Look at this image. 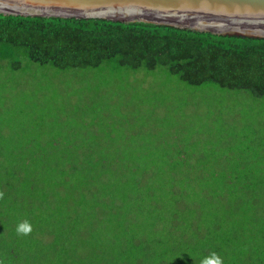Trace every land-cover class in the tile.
Masks as SVG:
<instances>
[{"label":"trees","instance_id":"trees-1","mask_svg":"<svg viewBox=\"0 0 264 264\" xmlns=\"http://www.w3.org/2000/svg\"><path fill=\"white\" fill-rule=\"evenodd\" d=\"M31 63L79 76V100L53 90L48 103H36L51 85L43 76L27 83L22 75L35 70ZM111 71L120 75L107 80L112 92L102 94L105 80L90 87L99 72ZM136 72L264 98V37L0 12V264H202L214 256L222 264H264V127L257 116H241L235 106L222 118L211 111L230 132L238 116L241 128L255 130V145L224 147V155L209 143L212 132L183 134L176 120L164 125L165 114L161 130L148 131L143 117L151 113L132 117L116 84ZM12 80L24 81L30 102L19 96L14 108L4 104ZM100 89L107 100L96 102ZM85 116L93 119L86 129L78 120ZM23 222L28 234L16 231Z\"/></svg>","mask_w":264,"mask_h":264},{"label":"rangeland","instance_id":"rangeland-1","mask_svg":"<svg viewBox=\"0 0 264 264\" xmlns=\"http://www.w3.org/2000/svg\"><path fill=\"white\" fill-rule=\"evenodd\" d=\"M24 62L28 61L25 59ZM31 65H34L35 70L31 73H28L27 75H22V77L26 79L27 83L34 78L43 76L41 83L45 82L51 85L50 90L43 92L41 96L36 98V103H48L51 92L53 90L56 92L59 91V93L63 95V100H79V97L73 94L80 91L85 85L83 83V80L79 81V76L74 77L69 72H60L56 69L50 71V69H47L45 67L39 68L38 64L36 63H31ZM136 73H126L124 75L126 76L124 77V82L121 79V82L116 81V84L120 86L121 98H123L126 103L133 105L130 108L131 114H134L132 115V117L138 116V114L142 115V113H144L145 111H147V113H151V116L143 117L144 119L148 120V123L143 125L144 128L149 127L147 129L148 131H152L154 133L158 132L161 130V126L164 125L175 127L176 122V124H179V128H181L178 129L177 127V129L183 134L188 133V135L190 134L192 136L194 134L196 136L197 132H201L208 136L207 133L212 132L213 135L209 137H212L213 139H203L201 145L204 147V140H208L209 143L216 144L219 149L222 147V153L220 154L224 155V147H228L233 150L245 149L247 147L246 145L255 140L254 135L256 134L254 133L255 130H249V128L243 129L244 127L242 125L245 122V119L239 116L234 119V122L237 126L232 125L234 128H236V133L230 132L228 130L225 123V117H223L222 124L214 123V119L216 118L217 113L211 115V111L213 109L220 110L219 113H221L220 117L222 118L224 111H227L229 107L235 106L240 110L241 116L256 115L258 119L257 122L262 127H264V98L255 97L243 90L237 91L221 88L218 85L212 83H206L200 86L188 85L175 76H173L172 79L166 78L167 74L165 73H154L147 76H144L143 72ZM97 76V79L93 78L89 80L90 84L92 85L90 87L92 88L99 81L105 80L101 82L102 94L112 92V84H114V81L111 83L112 80L110 82H107V80L120 77V75H115L114 71L106 73L105 76H103L102 73L99 72ZM9 81L10 80H7V83ZM3 82H5V79L0 81V87L2 86V84L3 87L4 84H6ZM9 84L10 86L6 92V96L2 98L5 105L8 103L9 107L14 108V103H19L22 99H24L25 102L31 101L30 99L28 100L27 96L25 97L21 93V91H23L24 93L26 92L24 81L21 80L14 82V80H12ZM124 85L127 86V92L123 91ZM12 90L16 91L12 92ZM10 92L12 93L10 94ZM237 95L241 96V98H239V96ZM106 100L107 99L101 95V89L100 93H94V101L102 102ZM178 100H181L182 103L177 102ZM185 100H188V102L184 103ZM116 101L117 99L115 97L111 99V102ZM139 106L141 107V109H138ZM67 111L70 112V108H68ZM164 114L168 116L167 123L170 124L164 123V125H161V116ZM196 114H204L201 122L195 121ZM13 116L16 118V115ZM158 116L160 117L159 123H157L156 121L151 122L152 120L157 119ZM83 118L84 119L78 120L81 123H85L84 125L86 129L85 120L90 123L91 121H93V119L90 118V116H85ZM61 119H63V117H60L57 120ZM172 119L176 121L174 122ZM172 121L174 122V124ZM80 127L81 126L79 125L78 129ZM239 127L240 129L238 131ZM251 144L253 146L256 144V142L254 141V143ZM158 146V149H161V144H159Z\"/></svg>","mask_w":264,"mask_h":264},{"label":"water","instance_id":"water-1","mask_svg":"<svg viewBox=\"0 0 264 264\" xmlns=\"http://www.w3.org/2000/svg\"><path fill=\"white\" fill-rule=\"evenodd\" d=\"M0 12L141 20L219 34L264 37V0H0Z\"/></svg>","mask_w":264,"mask_h":264},{"label":"clouds","instance_id":"clouds-1","mask_svg":"<svg viewBox=\"0 0 264 264\" xmlns=\"http://www.w3.org/2000/svg\"><path fill=\"white\" fill-rule=\"evenodd\" d=\"M16 231L18 233L28 234L31 231V225L28 222H23L17 225ZM202 264H222V260L218 256H214L213 259L202 261Z\"/></svg>","mask_w":264,"mask_h":264}]
</instances>
